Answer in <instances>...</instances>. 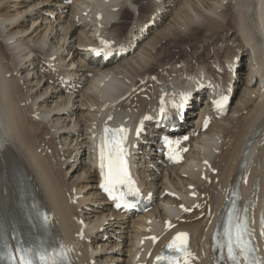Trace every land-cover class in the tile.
<instances>
[{
    "label": "bare ground",
    "instance_id": "6f19581e",
    "mask_svg": "<svg viewBox=\"0 0 264 264\" xmlns=\"http://www.w3.org/2000/svg\"><path fill=\"white\" fill-rule=\"evenodd\" d=\"M9 1L0 0V219L15 248L21 234L30 248L56 243L69 264H153L182 231L191 239L190 264H214L211 232L239 181L264 251V0H101L97 10L88 2L77 9L78 0H22L24 9L1 14ZM230 31L236 38L225 41L222 57L223 47L214 46ZM113 51H121L116 61L107 56ZM193 52L191 64L184 55ZM247 54L254 90L239 80ZM205 88L208 98L232 95L226 115L202 131L206 97L199 117L182 125L173 105L186 95L188 112L197 109ZM168 120L193 135L178 165H165L155 150L156 125ZM142 121L148 136L133 137L134 170L154 206L140 215L116 212L99 189L102 131ZM143 142L154 150L148 164L161 163L151 173L161 176L148 177L161 180L155 185L141 176L146 163L135 151ZM81 166L84 177L73 178ZM38 208L49 216V232L32 227ZM112 237L119 241L109 244Z\"/></svg>",
    "mask_w": 264,
    "mask_h": 264
},
{
    "label": "snow or ice",
    "instance_id": "6c2138e0",
    "mask_svg": "<svg viewBox=\"0 0 264 264\" xmlns=\"http://www.w3.org/2000/svg\"><path fill=\"white\" fill-rule=\"evenodd\" d=\"M184 99H187L185 95ZM174 107H181L182 105H173ZM109 131H113L115 135L112 139L107 138V133ZM126 138L125 130L123 128L110 130L105 129V139L102 141L100 147V167L104 169V177H105V186L106 188L112 192L115 190L114 186L117 184L123 185L125 183H129L130 173L127 167V160L125 159V149L123 147V141ZM183 139H188L184 137ZM169 143H173L169 141ZM175 143H179V141H175ZM115 198V197H114ZM117 207H120L117 204ZM183 207V206H182ZM187 210V209H186ZM246 228H241L240 225L236 226L235 233H229L228 240V256L231 260L236 261L239 264V259L242 258L247 264H259L258 260L251 258V253L254 251L249 245L250 241L245 239ZM155 239V237H153ZM188 239L189 234L187 232H180L173 238V240L167 245L169 249L174 250L175 252L180 253L182 256L189 253L188 248ZM19 252L17 256L13 251H9L7 253V258L11 262V264H34V260L32 258L33 250L26 249L21 246L16 250ZM61 255H64L61 252ZM39 259L41 264H58L55 259V252H53L52 257H49L44 252L39 254ZM157 261H167V264H180V257L178 256H157ZM184 264H187V260H185Z\"/></svg>",
    "mask_w": 264,
    "mask_h": 264
},
{
    "label": "rangeland",
    "instance_id": "374dc122",
    "mask_svg": "<svg viewBox=\"0 0 264 264\" xmlns=\"http://www.w3.org/2000/svg\"><path fill=\"white\" fill-rule=\"evenodd\" d=\"M100 1L101 0H78L77 2H76V5H75V7L78 9L79 7L81 8V7H83V6H85L84 4H88L89 3V5H91L94 9H92V10H97V8H98V4H100ZM146 0H143L142 1V3H145V4H147V2H145ZM166 2H165V6L166 5H168V2H170L171 3V1L170 0H165ZM22 2V0H10L6 5H5V7H4V10L1 12V14H5V13H8V14H11V13H9V12H12V14L13 13H15V12H17L18 10H21V9H24L22 6H21V3ZM88 2V3H87ZM179 2H182V0H180ZM84 3V4H83ZM8 7V8H7ZM89 7V6H88ZM88 7H85V8H88ZM173 7L171 6V7H168V9H172ZM89 9L91 10V7H89ZM166 9V8H165ZM70 12H71V10H70ZM66 13V12H65ZM168 13V12H167ZM169 14V13H168ZM87 21H88V19H87ZM59 22V21H58ZM26 24V23H25ZM27 24H28V22H27ZM88 28H91L89 31L90 32H88V33H90L89 35H91L92 37L91 38H89L90 40L91 39H93V38H95L94 36H93V30H94V28H95V26H92V25H90ZM92 31V32H91ZM224 34H226V36H228L229 38H228V40L226 39L227 37L224 35ZM235 38H236V33L234 32V31H230L229 33H226V32H224L223 34L221 33V36H220V38H218L219 40L217 41V43L218 44H216V46H214V47H223L222 48V50H221V53H220V56H222L223 57V49H224V47L226 46V43L227 42H229V44H232V42L235 40ZM222 40H224V41H222ZM225 41H227V42H225ZM165 42V41H164ZM164 42L162 43V44H164ZM165 45V44H164ZM162 47V46H161ZM185 47V46H184ZM173 49H175V48H173ZM185 49H186V51H190L189 49H192L191 48V46H190V48L189 49H187L186 47H185ZM169 50H171V48H169ZM176 50H179V48H176ZM185 51V52H186ZM198 51H201V48H198ZM214 50H212L211 51V53L213 52ZM65 53H67V52H65ZM174 54V56H175V54L177 53V52H173ZM181 53V52H180ZM193 54H194V52H193ZM178 56H182V55H180V54H176V58L178 57ZM185 56V58H186V60L190 63V61H191V64H193L196 60L195 59H193V57L195 56V54L192 56V54L190 55V56H188V55H184ZM171 58H172V55H171ZM241 59H242V61H241V63H243V66H242V68H241V70L239 71L240 72V79L239 80H241V86H246L247 87V85H248V82H247V79H248V75H249V72H250V58H249V55L247 54V55H244V56H241ZM239 61H240V58H239ZM31 68V67H30ZM32 73H33V70H32ZM31 77V82L32 83H34L35 82V74L33 73L32 74V76H30ZM242 78V79H241ZM253 84H254V82H252ZM251 83V84H252ZM250 84V83H249ZM81 85V84H80ZM80 87V86H79ZM256 87V85H248V89H253L254 90V88ZM257 91V90H256ZM65 95H63V97H64ZM59 98V97H58ZM198 104H200V102H198ZM195 116L196 115H194V116H191L192 118H195ZM190 117V121H191V118ZM195 122V121H194ZM72 139V137L68 140V141H70ZM67 141V142H68ZM75 143V142H74ZM72 146H69V149L67 148V153H66V157H69V154H70V152L72 151ZM74 155H76V154H74ZM141 156H143L144 158V160L146 161V164H145V168H143V175H145V177H147L146 178V184H149L148 182H153L154 183V185H155V182H160L161 180H158V179H153L152 181L150 180V178H152L153 176H155L156 177V175H158V174H160V173H154L153 175L151 174V173H153L154 171H153V165H150V164H148V162H147V160L149 159V157L151 156V153H150V151L148 150V147H144L143 148V150H142V152H141ZM81 159H82V156H81ZM157 164L155 163V166H156ZM70 167L71 166H68L67 168H68V170L70 169ZM150 167V168H149ZM66 168V169H67ZM84 168L81 166L78 170H77V172H75V173H73V178L76 176V175H78V174H83L82 176L84 177V175H85V173L86 172H84L85 171V169L83 170ZM148 173L149 174V176L148 175H146V174H144V173ZM76 174V175H75ZM158 176H161V175H158ZM71 177V179L73 180V178ZM148 177H150V178H148ZM202 195H204V194H202ZM92 206H94L93 204L92 205H87L86 207H85V209L86 210H84L86 213H85V215H84V217H88V218H86L87 220L88 219H90L91 218V215H92V212H93V208H92ZM209 209H210V207H208ZM91 211V212H90ZM91 213V214H90ZM205 214V212L204 211H202L201 213H200V215L199 216H203ZM140 215V214H139ZM183 221V220H182ZM114 227L115 226H112L111 227V229H114ZM113 230H110V232L109 233H113L112 232ZM108 236V235H107ZM107 236H105V237H107ZM114 239H115V241H114ZM118 239L116 238V237H112L111 239H110V243L109 244H113L114 242H118L117 241ZM113 242V243H112ZM93 246H96V243H95V241H93ZM118 248L119 247H116L115 248V250H118Z\"/></svg>",
    "mask_w": 264,
    "mask_h": 264
}]
</instances>
